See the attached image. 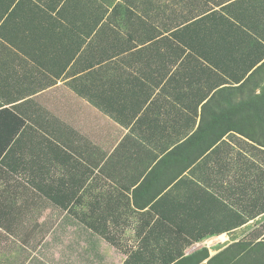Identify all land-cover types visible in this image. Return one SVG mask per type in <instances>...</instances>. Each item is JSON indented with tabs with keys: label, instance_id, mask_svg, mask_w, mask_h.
Returning a JSON list of instances; mask_svg holds the SVG:
<instances>
[{
	"label": "crops",
	"instance_id": "1",
	"mask_svg": "<svg viewBox=\"0 0 264 264\" xmlns=\"http://www.w3.org/2000/svg\"><path fill=\"white\" fill-rule=\"evenodd\" d=\"M233 1L0 0V264H264V67L241 85Z\"/></svg>",
	"mask_w": 264,
	"mask_h": 264
},
{
	"label": "trees",
	"instance_id": "2",
	"mask_svg": "<svg viewBox=\"0 0 264 264\" xmlns=\"http://www.w3.org/2000/svg\"><path fill=\"white\" fill-rule=\"evenodd\" d=\"M230 6L223 7V12L229 13L233 8L232 6H238L240 4H246L247 9V25L246 28L253 33L252 52L253 60L248 65L251 68L255 67L251 73L247 76L246 84H252L253 87L260 86V80H255V76L260 75V71L264 67V0H235ZM230 8V11H229ZM238 19V18H236ZM241 22V21H240ZM243 24V22H241ZM261 93L264 92V86H261ZM260 98V97H258ZM6 148L0 147V155ZM243 243H236L231 247L226 248L224 251L218 253L216 256L210 258L207 264H262L259 256L254 255L250 260L244 258ZM232 250V251H231ZM241 255V256H239Z\"/></svg>",
	"mask_w": 264,
	"mask_h": 264
}]
</instances>
